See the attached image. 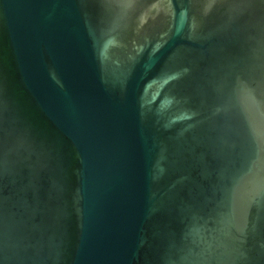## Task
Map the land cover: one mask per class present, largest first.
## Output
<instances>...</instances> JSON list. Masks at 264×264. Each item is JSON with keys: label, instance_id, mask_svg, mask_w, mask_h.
<instances>
[{"label": "water", "instance_id": "obj_1", "mask_svg": "<svg viewBox=\"0 0 264 264\" xmlns=\"http://www.w3.org/2000/svg\"><path fill=\"white\" fill-rule=\"evenodd\" d=\"M264 0H0V264H264Z\"/></svg>", "mask_w": 264, "mask_h": 264}, {"label": "flooded vegetation", "instance_id": "obj_2", "mask_svg": "<svg viewBox=\"0 0 264 264\" xmlns=\"http://www.w3.org/2000/svg\"><path fill=\"white\" fill-rule=\"evenodd\" d=\"M260 14L257 15L255 18H249L245 20L244 26L245 27L243 30L242 36H248L253 35L257 36L258 40L261 38L259 41L264 48V10H260Z\"/></svg>", "mask_w": 264, "mask_h": 264}]
</instances>
